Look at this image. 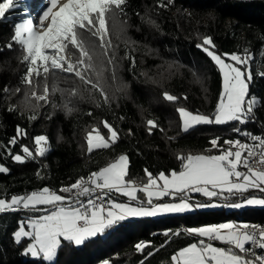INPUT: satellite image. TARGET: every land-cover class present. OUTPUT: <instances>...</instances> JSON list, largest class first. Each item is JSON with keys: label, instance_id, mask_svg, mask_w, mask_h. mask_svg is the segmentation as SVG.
<instances>
[{"label": "snow or ice", "instance_id": "1", "mask_svg": "<svg viewBox=\"0 0 264 264\" xmlns=\"http://www.w3.org/2000/svg\"><path fill=\"white\" fill-rule=\"evenodd\" d=\"M127 5L128 0H44L36 17L28 15L25 9L26 18L15 23L10 42L3 46L13 50L14 45H19L22 51L20 63L24 65L20 84L15 88L5 86L2 89L5 99L22 95L17 104H9L7 111L21 116L28 112L26 118L33 122L41 118L52 119L56 110L68 118L80 112L79 104L90 102L95 108L106 109L115 115L120 99L129 98L130 84L120 76L122 62L130 61L129 71L134 75L137 64L136 57L127 50L120 56V44L113 43V40L122 42L126 49L131 47L132 51L139 44L127 34L133 27L128 22ZM19 6L20 0H2L0 20L8 18L6 14ZM159 7H167V4L162 2ZM145 22L159 27L147 14ZM261 44V54L264 55V34L261 35ZM196 47L217 67L221 88L211 115L183 106L176 109L180 131L188 133L200 125L258 122L257 107H264V97H258L251 91L255 75L250 65L255 53L247 47L243 49V55L238 51L218 52L213 38L208 35ZM153 51L148 48L146 54ZM190 70L196 75L194 68ZM140 75L146 78V82L158 83L148 72ZM256 75L264 78V72ZM197 79L200 78L197 76ZM61 81L65 84L71 82V86L60 87ZM107 88H112L111 95ZM57 92L61 96L60 103L52 98ZM162 99L178 102L181 97L163 91ZM183 99L187 100L188 96L184 95ZM49 106L52 112L41 111ZM86 114L92 117L93 111ZM117 118L125 119L122 115ZM101 126L107 130L106 133L102 132ZM146 130L150 135L154 130L164 132L154 118L146 120ZM231 131L246 139L215 136L210 140L211 148L203 152L177 153L179 170H162L154 174L145 168L146 181L133 179L130 157L123 153L106 166L87 175H79L74 182L62 186L59 192L43 186L28 193L0 198V214L21 210L37 214L29 216L26 221H18L13 241L19 245L26 238L29 242L23 255L30 254L44 264H54L65 243L82 246L129 217L184 214L194 208L264 206V198L250 194L251 190L264 193V134L256 135L239 126ZM134 134L129 128L127 136ZM27 135V131L17 125L16 135L6 145H0V151H6L14 162L20 164L44 157L50 151L49 138L41 134L33 137L34 149L21 145V151L14 153L9 145H16L18 138ZM121 139V129L103 118L86 133V153L90 155L96 150L111 149ZM9 171L8 167L0 164V173ZM37 176H40L39 172ZM112 193L127 197L128 202H117L111 197ZM191 193H200L209 201L214 197L236 200L223 205L194 203ZM164 198H169L170 202H163ZM183 234L198 239L175 250L168 264H264V226L227 221L187 227ZM162 235L166 239L159 246L143 240L134 245V250L144 257L138 264H147L150 257L168 246L173 238L181 236L182 232L169 229ZM103 264H109V260H104Z\"/></svg>", "mask_w": 264, "mask_h": 264}, {"label": "trees", "instance_id": "2", "mask_svg": "<svg viewBox=\"0 0 264 264\" xmlns=\"http://www.w3.org/2000/svg\"><path fill=\"white\" fill-rule=\"evenodd\" d=\"M162 2L167 7H159ZM127 12L128 22L133 26L127 34L139 44L132 51L131 47L126 49L122 42L113 40V43L120 44V56L127 50L136 57L137 64L134 75L129 71L130 61L122 62L120 76L130 84L129 98L120 99V107L115 109V115L106 109H97L89 102L79 104L80 112L68 118L56 110L52 119L41 118L33 122L27 120L28 112L21 116L7 111L9 104H17L22 95L5 99L2 89L5 86L15 88L20 84L24 65L20 63L22 51L19 45H14L13 50L3 48L13 35L17 18L9 16L16 11L9 12L6 14L8 18L0 20V145H6L16 135L17 125L25 129L28 135L18 138L16 145H9L14 153L21 151V145L34 149L33 137L36 135H47L50 145V151L44 157L30 159L23 164L14 162L6 151H0V164L10 169L7 174L0 173V198L28 193L43 186L59 192L62 186L74 182L79 175L98 170L123 153L130 157L131 177L146 181L145 168L154 174L162 170H179L177 153L203 152L211 148L210 140L215 136L245 140L231 131L233 127L239 126L256 135L264 134V107H257L256 123L200 125L188 133L180 131L179 114L176 111L183 106L211 115L214 110L221 77L214 63L196 47L202 43L205 35L213 38L218 52L238 51L243 55V49L247 47L255 53L250 65L255 75L251 91L258 97H264V78L256 75L264 72V55L261 54L264 0H172L170 3L169 0H128ZM146 14L155 20L158 28L145 22ZM148 48L154 51L146 54ZM190 68L195 69L196 75ZM142 72H148L158 83L146 82V78L140 75ZM59 86L68 88L71 82L65 84L61 81ZM107 90L111 95L112 88ZM163 91L180 96L181 99L178 102H166L162 99ZM184 95L188 96L187 100L183 99ZM52 98L60 103L59 92ZM90 110L93 111L92 117L86 114ZM41 111L52 112L53 109L49 106ZM121 115L125 117L124 120L117 118ZM103 118L121 129L122 139L111 149L96 150L89 155L86 153V133ZM149 118L157 119L164 132L154 130L151 135L148 134L146 120ZM129 128L133 129L134 136H127ZM101 130L104 133L107 131L102 126ZM171 137L175 139H169ZM212 151L215 154V150ZM37 172L40 173L39 177ZM254 191L258 190H251ZM211 202H215L214 199ZM22 213L25 212L0 214L3 222L0 229V264H44L39 259L23 255L29 242L26 238L19 245L13 241V232L18 229L19 215ZM227 221L264 226V206L230 211L221 206L160 218L126 219L82 246L65 243L58 251L54 264H103L104 260H109V264H138L144 257L134 250L137 242L151 241L159 246L166 239L162 235L165 230H180L181 236L173 238L168 246L147 260V264H168L175 250L196 240L193 236L183 234L184 228Z\"/></svg>", "mask_w": 264, "mask_h": 264}, {"label": "rangeland", "instance_id": "3", "mask_svg": "<svg viewBox=\"0 0 264 264\" xmlns=\"http://www.w3.org/2000/svg\"><path fill=\"white\" fill-rule=\"evenodd\" d=\"M44 5V0H22V2H20V6L10 12L16 11V13L12 14L9 16V18H11L12 16H16V23L19 22L21 19L26 18L25 17V9H27V14L32 16V17H36L39 13V11L41 10V8ZM254 192H259V191H254ZM261 195L264 197V195L261 193ZM257 198H261V197H257ZM235 202V201H234ZM216 203V202H213ZM222 205V204H221ZM225 210L230 211V210H241L244 209L246 207H263L262 205H250V206H244L240 209H234V208H229V207H225L223 206ZM214 208H218V207H212V208H199V209H214ZM33 215H37L35 213H31V212H25L22 213L21 215H19V220H27L29 216H33ZM3 222L0 220V229L2 227ZM217 244V246H221L219 245V242L215 243ZM26 257L29 258H33L30 254L26 255Z\"/></svg>", "mask_w": 264, "mask_h": 264}, {"label": "built area", "instance_id": "4", "mask_svg": "<svg viewBox=\"0 0 264 264\" xmlns=\"http://www.w3.org/2000/svg\"><path fill=\"white\" fill-rule=\"evenodd\" d=\"M250 194H251L252 196H255V197H261V198H264V197L261 195L260 192H250ZM245 195H249V193H247V194H245ZM111 197L114 198L115 200H118V201L128 202V200H124L123 198H121V197H120L119 195H117L116 193H112V194H111ZM82 199H86V198H82ZM212 199H214L215 202L220 203V204L231 203V202H234V201L236 200V198H231L230 200L225 201V200H223L222 198H216V197H214V198H212ZM167 200H169V198H168V199H164V201H167ZM192 201L195 203V202H211L212 200H211V201H209V199L199 200V199H197V198H195V197H192ZM21 211H24V210H21ZM19 212H20V211H19ZM15 213H18V212H15ZM256 225H258V224H256ZM258 251H259V250H258Z\"/></svg>", "mask_w": 264, "mask_h": 264}, {"label": "crops", "instance_id": "5", "mask_svg": "<svg viewBox=\"0 0 264 264\" xmlns=\"http://www.w3.org/2000/svg\"><path fill=\"white\" fill-rule=\"evenodd\" d=\"M117 195H119L121 198H123L124 200H128V198L127 197H124V196H122V195H120V194H118V193H116ZM138 195H140V196H143L144 194L143 193H138ZM191 195V197H195V198H203V199H209V198H207V197H205V196H203L202 194H200V193H191L190 194ZM164 199H168V198H164ZM117 202H123V201H118V200H116ZM155 202H161V201H155ZM163 202H170V200H167V201H163ZM199 208H194L192 211H189V212H186V213H190V212H193V211H195V210H198ZM22 212H27V211H22ZM185 214V213H184ZM172 215H180V214H163V215H158V216H155V217H149V218H160V217H164V216H172ZM138 218H143V217H129V218H126V219H138ZM125 219V220H126ZM18 230V229H17ZM193 238H195V239H198V238H196V237H193ZM214 243H217V242H214ZM220 245V244H219ZM222 246V245H221Z\"/></svg>", "mask_w": 264, "mask_h": 264}, {"label": "bare ground", "instance_id": "6", "mask_svg": "<svg viewBox=\"0 0 264 264\" xmlns=\"http://www.w3.org/2000/svg\"><path fill=\"white\" fill-rule=\"evenodd\" d=\"M47 167V165H45ZM256 225V224H255Z\"/></svg>", "mask_w": 264, "mask_h": 264}]
</instances>
